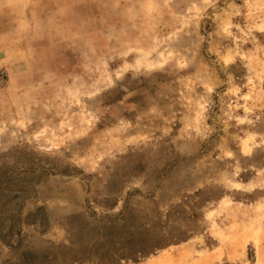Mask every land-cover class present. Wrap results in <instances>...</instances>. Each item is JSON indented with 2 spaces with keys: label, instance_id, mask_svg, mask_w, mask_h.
Returning a JSON list of instances; mask_svg holds the SVG:
<instances>
[{
  "label": "rangeland",
  "instance_id": "rangeland-1",
  "mask_svg": "<svg viewBox=\"0 0 264 264\" xmlns=\"http://www.w3.org/2000/svg\"><path fill=\"white\" fill-rule=\"evenodd\" d=\"M115 239L264 264V0H0V264Z\"/></svg>",
  "mask_w": 264,
  "mask_h": 264
},
{
  "label": "trees",
  "instance_id": "trees-1",
  "mask_svg": "<svg viewBox=\"0 0 264 264\" xmlns=\"http://www.w3.org/2000/svg\"><path fill=\"white\" fill-rule=\"evenodd\" d=\"M115 230H118L117 228ZM118 233L114 231L113 234ZM132 245L125 240H105L101 241L93 250L85 247L84 253L77 255V259L82 261L85 258H97L99 264H121L122 259H127L130 254L145 253L148 251L144 246L125 247V245ZM33 257V254H30ZM29 258V256L26 255ZM56 257H46L43 264H56Z\"/></svg>",
  "mask_w": 264,
  "mask_h": 264
}]
</instances>
